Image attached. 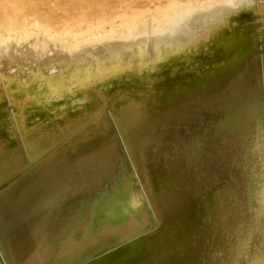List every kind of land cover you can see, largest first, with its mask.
I'll list each match as a JSON object with an SVG mask.
<instances>
[{
	"label": "rangeland",
	"instance_id": "374dc122",
	"mask_svg": "<svg viewBox=\"0 0 264 264\" xmlns=\"http://www.w3.org/2000/svg\"><path fill=\"white\" fill-rule=\"evenodd\" d=\"M83 1L87 0H79ZM88 1L92 8L80 6L76 20L70 11L53 13L59 10L54 0L49 2L52 9H46L50 17L41 11V0H23L33 4L28 15L34 19L27 31L12 33L0 27V49L3 43L18 41L11 53L18 57L16 63L4 67L0 61V146L36 136L43 151L37 154L38 160L30 162L35 157L24 150L22 163L3 176L6 182L0 178L4 182L0 201L8 204L20 197L21 188L27 189L28 184L15 185V181L28 174L35 181L51 174V169L58 173L60 161L79 155V139L97 147L108 132L116 136L114 146L106 148V152L112 149L113 156L105 152L87 156L84 165H71L55 179L49 177L48 183H53L39 181L26 200L0 205V264H264V0H246L224 20L213 22L210 37L198 28L191 40L167 41L163 43L166 48L156 51L148 45L143 48L140 40L126 50L119 48L121 53L91 45L86 52L73 54L70 61L58 62L52 56L55 51L87 41L110 38L124 44L127 23H145L139 34L151 36L162 22L155 15L167 7L186 6L199 13L231 2L137 0L129 6L119 0ZM71 2L66 1L68 6ZM34 34L47 40L37 52H31ZM117 54L122 57L112 59ZM244 55L248 56L245 59L254 57L252 73L256 75L237 77L241 82L234 80L239 85L232 83V89L224 87L218 92L208 86L198 90L200 100L187 107L190 113L181 121L155 123L160 115L156 113L137 126V131L145 130L141 135H130L128 129V134H121V119L115 114L124 111L130 101L158 96L155 86L168 90L175 80L183 82L196 70L197 75H208L221 68L226 69L224 74L239 65L228 64ZM260 58L263 62L259 63ZM103 64L107 66L95 75V68ZM208 90L210 97L204 100ZM102 113L104 120L99 119ZM223 153L229 155L226 169L215 176V169L206 162ZM48 157L54 159L50 164L32 169ZM211 162L222 164L215 159ZM201 226H205L204 233L198 231Z\"/></svg>",
	"mask_w": 264,
	"mask_h": 264
},
{
	"label": "bare ground",
	"instance_id": "6f19581e",
	"mask_svg": "<svg viewBox=\"0 0 264 264\" xmlns=\"http://www.w3.org/2000/svg\"><path fill=\"white\" fill-rule=\"evenodd\" d=\"M4 1V3H3ZM42 3H41V6H42V12H45L47 11L46 9H52V7L50 6L52 0H41ZM67 0H54V3L57 4V7L59 10L57 11H54L53 13H60L59 15L62 14V12H68L70 11L72 14H74L76 16V20H78V16L80 15V12H79V8L80 6H86L84 8L86 9H91V4H89V1H83V3L81 4V2H79V0H73V2H71V4L68 6V4L66 3ZM72 1V0H70ZM78 1V2H77ZM121 3H126L127 5L131 6L133 4L136 3L137 0H119ZM185 1V0H184ZM205 1V0H204ZM225 1H231L230 4L227 5V7H220V6H217V7H214V8H211V11L209 12H197L196 9L193 10H189L186 6H181V8L179 9H176L174 7H167L162 13H159L155 16H157L160 20H162L161 24L158 25V28L156 29V31H152L149 35L151 36H146L143 35V34H139V32H141L144 28H145V25L143 23H137V24H133L132 22L131 23H127V30H128V34L126 36L127 40L126 42L123 44H119V43H115L113 39H110V38H107V39H101V40H98V41H87L85 43H83L82 45L86 46V47H83L82 45L76 47V48H70V49H66L65 51H60V50H57L55 51L52 56L54 57L55 60H58V62L64 60H68L70 61V57H72L73 54H79L81 52H86V50L88 48H90V46H94L95 47H101V46H104V47H107L111 50H114L118 53H121L119 48H122L123 50H126L127 48H129L131 46V44L136 41V40H140L142 41L141 43H143V48L144 46L146 47V45L150 46V49L153 51H156L158 49H163L166 48V46L163 45L164 42H171L172 40H179V39H185V40H191L192 37H194L196 35V29L200 28L201 30L203 31H206L208 35V37L212 36V33L214 31V26H213V22L217 21V20H224L226 18V16L232 12V11H235L237 9H240V7L244 6V1L246 0H225ZM39 2V1H38ZM50 2V4H49ZM103 2V1H101ZM108 2V1H107ZM155 2V1H154ZM8 4V6H6L4 8V4ZM37 3V2H36ZM48 3V4H47ZM53 3V2H52ZM63 3H66V8L63 7ZM104 3V2H103ZM133 3V4H132ZM150 3V2H149ZM152 3V2H151ZM216 3V2H215ZM25 4V5H24ZM63 4V5H62ZM97 4V3H96ZM138 4V3H137ZM146 4V3H145ZM155 4V3H154ZM195 4V3H194ZM218 4V3H217ZM223 4V3H222ZM105 5V4H104ZM147 5V4H146ZM157 5V4H156ZM155 5V6H156ZM176 5V4H175ZM219 5V4H218ZM234 7H232V6ZM53 6V4H52ZM65 6V5H64ZM103 6V5H101ZM154 6V5H152ZM158 6V5H157ZM172 6V5H170ZM33 7V4H28L27 3H24L23 0H0V10H2V13L0 15V27H2L3 29H5L6 31H10V32H25L27 31V29L29 28V24L33 21L34 19V15L33 16H29L28 14L32 11L31 8ZM151 7V6H150ZM159 7V6H158ZM157 7V8H158ZM163 7V6H162ZM166 7V6H165ZM186 7V8H185ZM138 8V7H137ZM160 8V7H159ZM113 9V7H112ZM161 9V8H160ZM37 9H33V11H36ZM162 10V9H161ZM255 11V10H254ZM119 12V11H118ZM260 12V11H259ZM32 13V12H31ZM51 12H48L46 13L47 17H50ZM257 13V12H256ZM264 14V13H263ZM38 15V14H37ZM50 15V16H48ZM55 14L52 15V18H56V16H54ZM254 15H257V14H254ZM260 15H262L260 13ZM100 16V15H99ZM32 17V19H31ZM71 17V16H70ZM147 17V16H146ZM88 18V17H87ZM262 18V17H261ZM132 19V18H131ZM136 19V18H135ZM264 19V18H263ZM156 20V19H155ZM258 20V19H257ZM89 21V20H88ZM143 21V20H141ZM167 21V23H163ZM262 21V19H261ZM256 22V20H255ZM260 22H256V25L258 24L259 25ZM264 23V22H263ZM40 24V23H39ZM134 25L136 26V28H134ZM262 25V23H261ZM261 25H259V28H263V25L261 27ZM20 28L23 30V31H19ZM258 28V27H257ZM135 29H137V32H135ZM155 29V28H154ZM260 31V30H259ZM258 31V32H259ZM12 32V33H13ZM82 32V31H81ZM5 34V32H4ZM261 34V33H260ZM263 34V33H262ZM35 35V34H34ZM33 35V36H34ZM72 35V34H71ZM4 36V35H3ZM12 36V35H11ZM170 36H174L175 38L174 39H169L171 38ZM182 36L181 38H178ZM264 36V34H263ZM36 37V38H35ZM207 37V38H208ZM224 37V36H223ZM222 37V38H223ZM38 38V35H35L32 39H31V45L35 46L33 47V50L31 52H34V51H38L39 49H44L45 46L47 45V40H42V39H37ZM260 38V37H259ZM56 40V38H54ZM196 39V38H195ZM125 40V39H124ZM18 41H10V42H6V43H3L1 49H0V61H1V64L5 67L8 63L14 65V63H16V60L18 59V57L12 55V51L14 49H17L18 48ZM169 42V43H170ZM168 43V44H169ZM88 44V45H87ZM169 47V46H168ZM125 48V49H124ZM38 49V50H37ZM122 50V52H123ZM140 55V54H139ZM119 57H122L121 54H117V56L115 58H112V59H116V58H119ZM245 57H248L247 55H244L242 56L240 59L242 60H239V59H236L234 60L235 62L237 63H234L232 64V62L230 64H228V66L230 67L231 65H238L236 67L233 68V70L231 71H228L226 73H222L224 72L225 70H219L221 68H217L215 70H212L211 73H209L208 75H197L199 74L198 70H196L194 73V75L192 74H189V75H186V78L184 79V81L182 82L181 79L179 80H175L174 82V86L168 90H164L162 91L161 89L159 90V87L158 86H155V93L154 94H159L158 96H153V97H146V98H141L137 101H130L128 103V105H126V109L123 111H120L118 109V113H116V118H120L121 119V124L119 128L121 134H124V133H127L125 132L127 129H128V132H130L129 134L131 135L132 132H135L134 135H141L142 132H144L145 130L142 129L140 131H137V126H141L143 123L149 121V116L150 115H153V114H160L162 116L157 115V117L155 118V123L157 122H165V121H168V124L170 123H173L174 121H177L180 119V121L184 118V116L186 117L188 113H190V111L187 110V107L189 105H192L193 103H195L197 100H200V96H198L197 93H199L198 90H201V89H204V91L208 88V86H213V87H216L217 90L216 91H221L224 87H229L230 85L232 86V83L234 80H238L237 77H242L243 75H245V77L248 75V73L250 74V76H254L256 74L253 75V69L252 67H254L253 65V61H254V57L253 58H249V59H245ZM261 58H264L263 55L261 56ZM260 58L259 60V63L260 61H262ZM152 59V58H151ZM150 59V60H151ZM188 58L185 57V60H187ZM245 60V61H243ZM239 61V62H238ZM256 61H257V58H256ZM132 62V61H131ZM241 62H244L242 63L243 65H241L240 63ZM263 62V61H262ZM110 64V63H109ZM113 64V63H111ZM253 65V66H252ZM107 65L106 64H103L101 66H97L95 68V75L98 74V72L101 70V69H104ZM260 66V65H259ZM228 67V68H229ZM258 67V65H257ZM248 68V69H247ZM260 68V67H259ZM252 69V70H251ZM86 69H84L82 71V73L86 76L88 75L86 73ZM251 71V72H250ZM101 72V71H100ZM225 76V77H223ZM260 76V75H258ZM162 77V76H161ZM176 77V76H175ZM178 77V76H177ZM229 77H232L230 79H228ZM249 77V75L247 76ZM222 78V80H221ZM236 78V79H235ZM239 78V80H240ZM244 79V76L242 77ZM131 79V78H130ZM175 79V78H174ZM173 79V80H174ZM224 79L226 81H224ZM163 80H167V79H163ZM162 80V81H163ZM238 80V81H239ZM161 81V80H160ZM241 80L238 82L240 83ZM238 83H233V84H237L239 85ZM57 85L60 86V83L59 81H57ZM140 86V85H139ZM142 86V85H141ZM230 86V88L232 89V87ZM243 86V85H242ZM235 87V86H234ZM64 89V87H63ZM152 90V89H151ZM157 91V92H156ZM218 91V92H219ZM141 92V91H140ZM147 92V91H146ZM217 92V94H218ZM85 93V91H84ZM152 93V92H151ZM102 95V94H101ZM204 95V96H203ZM203 98L204 100L208 99L210 97V93H209V90L205 93H203ZM201 96V97H202ZM92 98V97H90ZM99 98V97H98ZM97 98V99H98ZM135 98V97H134ZM96 99V100H97ZM100 99V98H99ZM136 99V98H135ZM110 100V99H109ZM92 101V99H91ZM95 101V100H94ZM98 101V100H97ZM107 102V101H106ZM206 103H208V100L205 101ZM90 103V102H89ZM205 103V104H206ZM105 104V102H104ZM94 105V103L92 104ZM89 106V104H88ZM103 106V105H102ZM101 106V107H102ZM124 106V105H123ZM109 107V106H108ZM111 107V106H110ZM125 107V106H124ZM246 107V106H245ZM114 108V107H112ZM249 108V107H248ZM247 108V109H248ZM94 108H92L93 110ZM101 109V108H99ZM99 109H96V110H99ZM111 109V108H110ZM121 109V108H120ZM250 109V108H249ZM94 110V111H96ZM105 110V109H104ZM103 110V112H104ZM108 110V109H107ZM107 110L105 111V113L107 112ZM112 110V109H111ZM165 111V113H162V111ZM252 110V109H251ZM64 111V110H63ZM89 111V110H88ZM91 111V110H90ZM101 111V110H100ZM68 112V110H67ZM98 112V111H97ZM109 112V110H108ZM112 112V111H111ZM88 113V112H87ZM95 113V112H93ZM125 114L126 115H122V114ZM178 113H180L178 115ZM251 113V112H250ZM107 114V113H106ZM110 114V113H109ZM122 116H121V115ZM253 114V113H251ZM79 115V114H77ZM94 116V115H93ZM100 116V114H99ZM98 116V117H99ZM103 113H102V117L99 118L100 120L103 119ZM114 116V115H113ZM248 117V115H246ZM68 117V116H67ZM92 117V116H91ZM95 117V116H94ZM97 117V115H96ZM97 117V118H98ZM106 117V116H105ZM108 117V116H107ZM252 117V116H251ZM78 118V117H76ZM87 118V117H86ZM84 118V119H86ZM96 118V119H97ZM113 118V117H112ZM151 118V117H150ZM153 118V117H152ZM207 117H205L206 119ZM209 120H211L210 118L211 117H208ZM207 118V120H208ZM249 118V117H248ZM66 119V118H65ZM75 119V118H74ZM82 119V118H81ZM89 119V118H88ZM94 119V118H92ZM98 119V120H99ZM107 119V118H105ZM247 119V118H246ZM78 120L79 122V118L76 119ZM206 120V121H207ZM250 120V119H249ZM84 121V120H83ZM247 121V120H246ZM73 122V121H72ZM93 122V123H92ZM92 124H95L94 121L92 120ZM96 122V121H95ZM98 123L100 121H97ZM105 122H108V121H105ZM214 122V121H213ZM212 122V123H213ZM249 122V121H248ZM102 123V122H101ZM100 123V124H101ZM104 123V122H103ZM244 123V121H243ZM71 124V123H70ZM73 124V123H72ZM97 124V123H96ZM242 124V122H241ZM257 124V123H256ZM68 125V124H67ZM91 125V124H90ZM255 125V124H254ZM51 126V125H50ZM69 126V125H68ZM67 126V127H68ZM71 126V125H70ZM99 126H103V125H99L98 126L96 125V127H99ZM41 127V126H40ZM95 127V126H94ZM158 127V125H155L154 128L156 129ZM255 127V126H254ZM69 128V127H68ZM68 128H66L68 130ZM117 128V127H116ZM160 128V127H159ZM190 128V127H189ZM188 128V129H189ZM253 128V127H252ZM1 129V128H0ZM40 129V128H39ZM187 129V130H188ZM195 129V128H193ZM251 129V128H250ZM2 130V129H1ZM190 131L192 130L191 128L189 129ZM252 130V129H251ZM250 130V131H251ZM254 130H256V128H254ZM253 130V131H254ZM66 131V130H65ZM76 131V130H75ZM81 131V130H80ZM2 132V131H0ZM35 132V131H34ZM33 132V133H34ZM67 132V131H66ZM65 132V133H66ZM71 132V131H70ZM117 132H118V129H117ZM184 132V131H182ZM32 133V134H33ZM72 133V132H71ZM71 133L70 136H71ZM119 133V132H118ZM181 133V132H180ZM187 133V132H186ZM185 133V134H186ZM31 134V133H29ZM37 134V133H36ZM67 134V133H66ZM78 134V133H77ZM76 134V135H77ZM128 134V133H127ZM146 134V133H145ZM144 134V135H145ZM179 134V133H178ZM73 135V134H72ZM183 135V133H182ZM192 135V134H191ZM196 135V134H195ZM194 135V136H195ZM21 136V135H20ZM61 136V135H60ZM180 136V135H179ZM178 136V137H179ZM257 136V135H256ZM255 136V137H256ZM25 137V136H24ZM23 137V138H24ZM69 137V136H67ZM66 137V139H67ZM77 137V136H76ZM107 138L103 139L101 141V143L99 144V146L95 147V146H91L89 145L88 143L84 142L85 140H82V139H79L77 142V145L79 147V155H73L72 157L70 156H67L65 159H63L62 161L59 162V165L60 167L64 170L67 169V167L69 168V166L71 165H84L86 163V158L87 156H94L98 153H101V152H105V155L106 154H109L111 156H113L111 154L112 152V149L110 150L111 152H106V148L108 146H111L110 148H112V146H114L113 144H115V139H116V136L113 135L112 132H108ZM123 137H125L123 135ZM184 137V136H182ZM193 137V136H192ZM192 137H189V138H192ZM22 138V139H23ZM176 138V137H175ZM21 141H18L16 139H14L12 142L9 141V143L5 144L4 146H0V178L2 180H4L5 177H3L5 174L8 173V171L10 170V168L12 167V169L14 167H16L17 165H19L20 163H22L23 159L24 158V150L27 151L28 154L26 155H30V157H35V159H30L28 161L30 162H35L34 160H38L36 159V156L38 153H40V151L42 150L37 144H36V136H33L31 138V136H27L26 140H22ZM25 139V138H24ZM78 139V138H76ZM174 139V137L172 138V140ZM188 139V138H187ZM258 139V138H257ZM11 140V139H10ZM171 140V141H172ZM186 140V139H184ZM7 141V140H6ZM68 141V140H67ZM118 142V141H117ZM19 143H21V145H19ZM73 143V142H72ZM97 143V142H96ZM169 144V143H168ZM263 145V144H261ZM74 146V144H73ZM257 147V146H256ZM264 147V146H263ZM109 148V149H110ZM252 148V147H251ZM236 149V148H235ZM263 149V148H262ZM237 150V149H236ZM260 150V148H259ZM58 151V150H56ZM55 151V152H56ZM63 151V150H62ZM115 151V150H114ZM118 151V150H117ZM116 152V151H115ZM226 152V151H225ZM231 152V151H230ZM43 153V151H42ZM40 153V154H42ZM114 154V152H112ZM232 153V152H231ZM47 154V153H46ZM58 154V153H56ZM225 153L222 154L221 157H215L212 156L210 159L207 160V166L208 167H211L212 169H215V176L220 174L221 172H224V170L226 169L225 167L227 166L226 165V162H225V159H227V156L229 155H224ZM262 154V153H261ZM260 154V155H261ZM117 155V154H116ZM115 155V156H116ZM55 156V155H54ZM226 156V157H225ZM29 157V156H28ZM29 157V158H30ZM56 157V156H55ZM69 157V158H68ZM96 157V156H95ZM249 157H252V156H249ZM46 158V157H45ZM51 158V157H50ZM93 158V157H92ZM154 158V157H152ZM151 158V159H152ZM156 158V156H155ZM154 158V159H155ZM261 158V157H260ZM56 159V158H55ZM212 159H215V160H220L222 164H219V165H213L211 160ZM33 160V161H32ZM51 160H54V159H45L43 161V159L41 161H43L42 163L38 164L37 163V166L35 165L34 168L32 169H36V170H39L40 168H43L44 166H46L47 164H50L51 163ZM264 159L262 158V161ZM151 161V160H150ZM148 162V161H147ZM152 162V161H151ZM26 161L22 164L23 167L25 165ZM28 163V162H27ZM263 163V162H262ZM212 164V166H211ZM28 164H26L27 166ZM33 165V164H32ZM41 165V166H40ZM225 165V166H224ZM237 165V164H236ZM261 165V164H260ZM262 166V165H261ZM31 167V163L30 165H28V167H25V168H29ZM135 167V166H134ZM70 168H73V167H70ZM51 169V168H50ZM62 169H59V172H62L63 170ZM52 170V173L51 174H44L42 175L41 177L35 179V181H32V178H33V174L31 173L28 174L26 177H24L25 179H18L16 180V184L15 185H21L25 182H27L26 184H28V187L27 189H23V192L21 193V196L18 197L17 199L13 198V201L9 202L7 204V202H4V201H0L2 203H0V205L2 204L3 206H7V205H11V204H16L17 202H19V200L21 199H24L25 197L29 198L28 195H30L31 193L33 194L32 191H34V188L35 185L40 184V182L45 183L48 185L49 183H51L53 180H50L51 182L48 183L49 181V177L51 179H55L56 176H59L57 175L58 173L55 172L53 173V169ZM69 170V169H68ZM71 170V169H70ZM210 171V168L208 169ZM217 170V171H216ZM29 171H31V169H29ZM28 171V172H29ZM67 171V170H66ZM26 172V171H24ZM23 172V173H24ZM22 173V172H21ZM41 173V172H40ZM212 173V172H211ZM39 174V173H38ZM64 173H62L63 175ZM22 175V174H21ZM67 175V174H66ZM12 176V175H11ZM14 176V175H13ZM19 176V174H18ZM71 176V175H70ZM53 177V178H52ZM72 177V176H71ZM211 177V176H210ZM210 177H207V181ZM213 177V176H212ZM7 178V177H6ZM17 178V176L15 177V179ZM45 178L44 182L42 181V179ZM61 178V176L59 177ZM215 178V177H213ZM221 178V177H220ZM1 179H0V185L2 186V184L4 182H1ZM9 179H12V177H10ZM13 179V180H15ZM58 179V178H57ZM123 179V178H122ZM12 180V181H13ZM60 180V179H59ZM203 180V179H202ZM202 180H200L202 182ZM6 182V180H4ZM11 181V180H9ZM32 181V182H31ZM215 181V180H214ZM8 182V180H7ZM29 182V183H28ZM60 182V181H58ZM62 182V181H61ZM213 182V179H211L208 184H211ZM53 183V182H52ZM6 184V183H5ZM4 184V186H6ZM46 184H45V187H46ZM60 184V183H59ZM207 184V182H206ZM207 184V185H208ZM42 185V184H41ZM42 185V187H43ZM53 186V185H52ZM51 184L48 186V188H46L47 190L52 187ZM58 186V185H56ZM55 186V187H56ZM214 186V185H213ZM212 186V187H213ZM40 187V185H39ZM102 187V186H101ZM211 187V186H210ZM3 188V187H2ZM43 189V188H42ZM54 189V187H53ZM208 189V188H207ZM11 190V189H10ZM21 190V191H22ZM38 190V189H37ZM36 190V191H37ZM97 190V189H96ZM209 190V189H208ZM213 190V189H212ZM216 190V189H215ZM35 191V193H36ZM213 192V191H212ZM219 192V191H218ZM216 193V192H215ZM90 194V193H89ZM216 195V194H215ZM207 196V195H206ZM31 197V196H30ZM204 197V196H203ZM208 198V197H207ZM26 200V198H25ZM24 202V201H23ZM22 203V202H21ZM18 204V203H17ZM12 205V207H13ZM9 207V206H8ZM201 209V208H200ZM215 209V208H214ZM56 211V210H55ZM200 211V210H199ZM2 212V211H1ZM201 212V211H200ZM0 216H2V213H0ZM69 217V216H68ZM49 218V217H48ZM204 227L205 226H201L200 229H198V231H201L202 233H204ZM62 228V227H61ZM56 229V228H55ZM56 231V230H55ZM21 238V237H19ZM113 238V237H112ZM50 242V241H49ZM45 244V243H44ZM159 248V246H158ZM10 251V250H9ZM6 257V256H5ZM3 259V258H2ZM216 260V259H215Z\"/></svg>",
	"mask_w": 264,
	"mask_h": 264
}]
</instances>
